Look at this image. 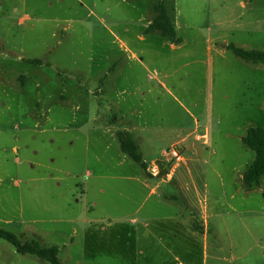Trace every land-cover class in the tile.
I'll use <instances>...</instances> for the list:
<instances>
[{
  "label": "rangeland",
  "instance_id": "1",
  "mask_svg": "<svg viewBox=\"0 0 264 264\" xmlns=\"http://www.w3.org/2000/svg\"><path fill=\"white\" fill-rule=\"evenodd\" d=\"M154 1L0 0V229L57 246L68 264H233L229 251L228 261L215 259L221 242L206 227L193 233L218 184L214 167L229 174L225 187L238 194L231 200L244 196L261 215L251 231L264 247V175L251 190L241 179L255 158L242 136L264 127V63L227 46L264 50V0H173L183 39L174 48L144 32ZM141 62L152 77L147 86L167 104L147 116L189 120L186 141L177 143L189 166L168 161L163 170L182 186L153 195L146 170L121 150L113 129L116 85L142 74ZM196 130L207 132V143L194 139ZM174 135L165 131L149 146L167 148ZM204 161L210 189L199 183ZM181 212L196 218L174 215ZM0 264L50 263L0 237Z\"/></svg>",
  "mask_w": 264,
  "mask_h": 264
},
{
  "label": "crops",
  "instance_id": "2",
  "mask_svg": "<svg viewBox=\"0 0 264 264\" xmlns=\"http://www.w3.org/2000/svg\"><path fill=\"white\" fill-rule=\"evenodd\" d=\"M151 21L152 20H148L146 27L151 23ZM152 33H156L160 35L156 31L150 32V35H154ZM145 34H149V33L145 32ZM140 37L143 40L146 39V36H140ZM98 41L101 42L100 39ZM167 41L170 43V45L173 48L177 45L176 43H172L169 40ZM175 57H179V56H175ZM174 58L170 60L172 61ZM141 64L143 66L142 74H140L139 76H135V72H133L130 76L127 77L126 84L122 85V87H119L118 84L116 85L117 92L116 95L113 96L112 98V108L114 111L113 121H115L113 129L116 131V134L118 131H128L133 137V139L139 145L143 155V159L145 162H147L148 169L146 170V173L149 177V181H151V182H147L146 185L151 184V187L149 189V195H153L162 185H164V190L165 187L172 182L174 183L175 186L181 187L182 185L179 184V182L177 181L178 179L171 180L166 178L163 174V170L166 168V163L172 160H170L169 158H165L167 162H164L166 160H162L160 162L155 161V159H158L157 156L155 155L156 152L161 151L162 154V151L164 150L165 147L160 146L156 149H151L149 145L152 143V141H154V139L161 137L162 134L168 130L175 131V135L171 137V140L175 136H178L177 139H173L174 140L172 142L173 144L186 141V137L188 135L186 131L188 130L189 120L186 118H182L180 116L178 117L173 116L170 119H166V116L161 115L160 112L156 116H152V117L147 116L148 110L153 106H157V108L160 109L161 106L165 108L167 104H160L161 95L160 92L157 90V88L147 86L148 79H151L152 77L149 74V72H147L145 64L143 62H141ZM261 64L263 63L253 64V65H261ZM185 65L186 64H181L179 66V70L183 68ZM176 70L177 69H174L171 72L164 73L162 75L163 77L161 79V86H165V82H166L165 79L169 75L175 73ZM130 82H133L134 87H131ZM136 94H139L140 98H137L135 100L133 98V95ZM121 96H122V101L121 102L117 101L118 98ZM226 98L227 99L230 98V95L228 94ZM180 104L183 107H185L181 101ZM256 106L257 105H254V107ZM186 110H188V108H186ZM189 114L191 115V113ZM195 123L196 121H192L191 128ZM247 128L248 127H246V129ZM207 142L208 140H206L205 143ZM185 151L186 149L184 150V152ZM83 153L84 154L87 153V145L84 146ZM123 162L125 161L124 160L120 161V163ZM180 163H182V165L186 167L189 166L190 161L189 158L186 156V154H185V160ZM150 166H153V168L158 172L157 175H153L149 172ZM199 169L203 170L202 171L203 182L198 180L199 183H203L204 187L210 189L208 183V172H206V170L212 169L211 164L208 161H204L203 165H201ZM213 170L216 172V174L219 177L218 184H216L215 181V183L211 187L210 199L209 201H207V204L206 206H204L203 209L204 220L203 222H200V220L197 221V225L196 228H194L193 233L197 234L199 231L198 229L202 228L203 225V228L206 227V229H208L212 233L213 238L216 241L221 242V243L215 242V244L218 247L215 251L214 257L218 261L221 262L228 261L225 252L229 251V253L231 254V259L229 261L233 264L234 263L264 264V254H263L264 247L258 244L261 242V239L257 238V232L255 235L251 231V230H255V225H253V223H255L261 217V215L245 207L244 196H239L237 200L232 201L231 198L237 196L238 194L236 191L230 193L229 189L225 187L226 180H229V174L222 173L215 167L213 168ZM136 179L139 180V177L136 176ZM188 183L189 182H187V184ZM191 185L195 189L198 187L194 176H191ZM164 197L166 199L170 198L176 200L171 194L165 193ZM183 198L190 199L188 195L184 196ZM187 206L191 208V203L188 204ZM174 215L179 216V218H182L183 220L186 221H193L196 218L193 212H191L190 215H184L182 212L180 214L176 213ZM241 230L247 231L248 235L245 238L240 234ZM204 237H206V234H204Z\"/></svg>",
  "mask_w": 264,
  "mask_h": 264
},
{
  "label": "trees",
  "instance_id": "3",
  "mask_svg": "<svg viewBox=\"0 0 264 264\" xmlns=\"http://www.w3.org/2000/svg\"><path fill=\"white\" fill-rule=\"evenodd\" d=\"M152 10L154 15L151 23L145 28V32L156 31L170 42L180 43L182 37L177 33L173 20V0H155L152 4ZM227 46L238 57L252 64L264 63V50L244 49L234 44ZM117 136L121 150L147 170V162L144 161L140 147L131 134L128 131H118ZM242 142L255 152L253 162L245 169L242 175L244 188L250 190L254 185L259 184L260 178L264 175V127H248L242 136ZM0 237L14 246L19 253L31 254L48 261L50 264H68L60 258V250L55 245L48 246L37 239H24L20 235L3 229H0Z\"/></svg>",
  "mask_w": 264,
  "mask_h": 264
},
{
  "label": "built area",
  "instance_id": "4",
  "mask_svg": "<svg viewBox=\"0 0 264 264\" xmlns=\"http://www.w3.org/2000/svg\"><path fill=\"white\" fill-rule=\"evenodd\" d=\"M194 137L196 140H200L205 143L208 138V135L206 132H199L198 130H196L194 132ZM162 154L164 157L169 158L172 161L182 162L185 160L184 148L179 146V144L177 143H174L171 146L165 148L162 151ZM149 172L153 175L158 174V172L153 168V166L149 167Z\"/></svg>",
  "mask_w": 264,
  "mask_h": 264
}]
</instances>
